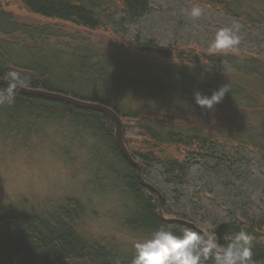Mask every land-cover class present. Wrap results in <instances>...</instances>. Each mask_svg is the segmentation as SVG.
Wrapping results in <instances>:
<instances>
[{
  "label": "trees",
  "instance_id": "obj_1",
  "mask_svg": "<svg viewBox=\"0 0 264 264\" xmlns=\"http://www.w3.org/2000/svg\"><path fill=\"white\" fill-rule=\"evenodd\" d=\"M11 6L87 31L111 32L162 63L106 52L57 26L21 23L6 10ZM194 6L205 12L195 21L185 14ZM263 10L264 0H0V79L16 71L30 82L26 89L112 110L142 179L163 198V217L214 229L221 244L243 229L254 237L255 264H264V146L254 142L252 131V139L242 141L239 133V140L229 136L226 126L206 136L201 129L207 124L230 117L200 107L191 113L193 91L210 95L221 86L217 78L229 87L225 99L235 95L229 70L264 76ZM233 21L242 25L240 51H205L216 30ZM114 130L100 113L39 97L17 93L12 105H0L1 139L22 149L56 143L65 159L90 173L93 195L121 211L110 236H88L78 202L95 212L92 194L48 214L0 206V264H132L134 244L156 228L183 231L159 219L157 197L119 153ZM81 149L90 158L84 168L76 154Z\"/></svg>",
  "mask_w": 264,
  "mask_h": 264
},
{
  "label": "rangeland",
  "instance_id": "obj_2",
  "mask_svg": "<svg viewBox=\"0 0 264 264\" xmlns=\"http://www.w3.org/2000/svg\"><path fill=\"white\" fill-rule=\"evenodd\" d=\"M6 10L21 23L57 26L69 34L88 39L92 45L106 52L116 51L148 63H162L158 58L140 54L134 46L119 39L111 32H91L69 23L45 20L14 6ZM234 71L236 70H229V75L230 78L233 77L231 84L236 88L235 95L230 99L224 98L218 110H215L219 117L229 116L230 119L226 122L215 120L216 125L207 124V127L202 128L201 131L208 136L217 132L215 128L225 129L226 126L231 129L230 133L227 132L229 136L234 137L239 133L243 135L242 140L250 139L252 131L254 142H261L264 146V138L261 136L264 135V76L248 73L249 75L244 77L245 71ZM216 80L220 85H224L223 78ZM197 108L198 106L192 103L191 113ZM212 120L209 118V121ZM130 122V120L123 121V123ZM213 127H215L214 130L211 129ZM219 133L222 131L217 132ZM235 138L241 139L238 136ZM55 147L56 143L49 141L42 146L35 145L22 149L0 138V206L16 207L29 214H48L57 207L65 206L68 201H71L69 204H73L76 199H82V194H92L90 197L96 200L97 205L93 207H96L97 211L94 209L95 212H91V207H83V204L78 202L83 209L79 221L82 232L88 236L109 235L112 228L117 225L116 219H120L121 211L114 209V205L110 206L109 202L93 195L87 187L90 173L75 166L69 159H65ZM76 154L78 157L80 154L78 164L80 166L83 164V168L88 166L89 153L81 149ZM41 211L43 212L40 213ZM108 212H110V217Z\"/></svg>",
  "mask_w": 264,
  "mask_h": 264
},
{
  "label": "clouds",
  "instance_id": "obj_3",
  "mask_svg": "<svg viewBox=\"0 0 264 264\" xmlns=\"http://www.w3.org/2000/svg\"><path fill=\"white\" fill-rule=\"evenodd\" d=\"M185 14L195 21L205 12L203 8L194 6L185 10ZM241 28L242 25L236 21L218 28L205 51L220 55L238 53L242 41ZM29 83L21 73L9 71L0 84V105H12L17 93ZM229 92L227 83L211 91L210 95L194 90V103L212 113ZM225 239L227 243L221 244L214 229L197 231L186 226L182 232H177L160 226L149 237L134 244L132 264H255L252 250L254 237L250 233L241 229Z\"/></svg>",
  "mask_w": 264,
  "mask_h": 264
},
{
  "label": "water",
  "instance_id": "obj_4",
  "mask_svg": "<svg viewBox=\"0 0 264 264\" xmlns=\"http://www.w3.org/2000/svg\"><path fill=\"white\" fill-rule=\"evenodd\" d=\"M2 83H3V80L0 79V84H2ZM18 94H21L24 96H30V97H39V98H43L46 100L60 102V103H63V104H66V105H69V106H72V107H75L78 109L97 112V113L103 114L104 116L108 117L112 121V123L114 124V128H115V130H114L115 131V133H114L115 137L114 138H115V142H116V147H117L118 151L120 152L121 156L128 163V165H130L132 168L135 169L137 179L139 180L141 186L150 190L157 197L159 219L164 223L178 224V225H181L184 227H186V226L191 227L197 231H202L199 228H197L195 225L188 223L186 221L177 220V219H165L163 217L162 211H161L163 198L156 189H154L150 185L144 183V181L141 177V173H140V166L133 160V158L130 156L128 150L126 149V147L124 145L123 137H122L121 120L117 116V114H115L112 110H110L109 108L104 107L102 105H99V104L86 103L83 101L73 99L71 97L63 96V95L56 94V93L45 92V91H41V90H32V89L22 88L18 92Z\"/></svg>",
  "mask_w": 264,
  "mask_h": 264
},
{
  "label": "bare ground",
  "instance_id": "obj_5",
  "mask_svg": "<svg viewBox=\"0 0 264 264\" xmlns=\"http://www.w3.org/2000/svg\"><path fill=\"white\" fill-rule=\"evenodd\" d=\"M121 39H122V37H121ZM124 41V40H123ZM136 47V46H135ZM256 64V63H255ZM243 65H245V64H243ZM247 65V64H246ZM249 65V64H248ZM254 65V64H253ZM210 66V65H209ZM251 66V65H250ZM258 66V65H257ZM213 67V66H212ZM214 68V67H213ZM253 68V67H252ZM208 69V68H207ZM216 70H217V68H215ZM249 70V69H248ZM257 70H258V68H257ZM214 71V70H213ZM243 72V71H242ZM247 72V71H246ZM245 72V73H246ZM248 73H251V71L250 72H248ZM244 74V73H243ZM252 74V73H251ZM245 75V74H244ZM249 75V74H248ZM254 76V75H253ZM185 98V97H184ZM100 105V104H99ZM103 115V114H102ZM119 117V116H118ZM206 117V116H205ZM121 120V119H120ZM208 120H209V118H208ZM195 122V121H194ZM37 128V127H36ZM217 129V128H216ZM36 130V129H35ZM184 130V129H183ZM39 132H41V130L39 131ZM114 133H115V131H114ZM217 133V132H216ZM230 133V132H229ZM81 134H82V132H81ZM78 136H80V134L78 135ZM82 136V135H81ZM202 136V135H201ZM84 137V136H83ZM115 137V136H114ZM228 137V136H227ZM254 138V137H253ZM221 139V138H220ZM252 139V138H251ZM226 140H227V138H226ZM231 140V139H230ZM242 140V139H241ZM28 141V140H27ZM228 141V140H227ZM243 141V140H242ZM246 141V140H245ZM116 143V142H115ZM125 145V144H124ZM259 145V144H258ZM125 147H126V145H125ZM126 149H127V147H126ZM128 150V149H127ZM129 152V151H128ZM169 152V151H168ZM120 153V152H119ZM130 154V153H129ZM170 154V153H169ZM131 156V155H130ZM132 157V156H131ZM134 161H135V159H133ZM136 162V161H135ZM137 163V162H136ZM138 164V163H137ZM83 165V164H82ZM90 166V165H89ZM92 168V167H91ZM142 177V176H141ZM143 181H144V179H143ZM145 183V182H144ZM151 187H153V186H151ZM154 188V187H153ZM155 189V188H154ZM50 209V208H49ZM48 210V209H47ZM32 211V210H31ZM39 212V211H38ZM43 211H41L40 213H42ZM85 228V227H84Z\"/></svg>",
  "mask_w": 264,
  "mask_h": 264
}]
</instances>
